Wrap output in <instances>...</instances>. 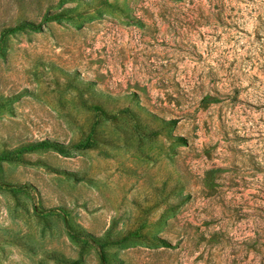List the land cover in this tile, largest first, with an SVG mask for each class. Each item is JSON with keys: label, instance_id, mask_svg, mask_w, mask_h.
Here are the masks:
<instances>
[{"label": "rangeland", "instance_id": "1", "mask_svg": "<svg viewBox=\"0 0 264 264\" xmlns=\"http://www.w3.org/2000/svg\"><path fill=\"white\" fill-rule=\"evenodd\" d=\"M0 156V264H264V0H0Z\"/></svg>", "mask_w": 264, "mask_h": 264}, {"label": "trees", "instance_id": "2", "mask_svg": "<svg viewBox=\"0 0 264 264\" xmlns=\"http://www.w3.org/2000/svg\"><path fill=\"white\" fill-rule=\"evenodd\" d=\"M26 26H33L31 23H24V24H20V25H16L14 28H12V30H18L21 31L23 29L26 28ZM37 146L42 147V148H49V149H53L59 153H65V149H63L62 145H60L59 143H54V142H50V141H43L37 144ZM14 157H10V156H0V160H9L12 161L14 160ZM101 256L103 257L104 254L102 253Z\"/></svg>", "mask_w": 264, "mask_h": 264}]
</instances>
